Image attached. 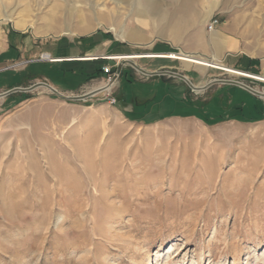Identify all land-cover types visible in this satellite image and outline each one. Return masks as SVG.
Masks as SVG:
<instances>
[{"label": "rangeland", "instance_id": "374dc122", "mask_svg": "<svg viewBox=\"0 0 264 264\" xmlns=\"http://www.w3.org/2000/svg\"><path fill=\"white\" fill-rule=\"evenodd\" d=\"M9 18L41 43L98 35L108 58L96 70L117 76L64 97L39 87L0 99V264H264V98L207 88L237 81L264 94V0H0L3 27L16 30ZM134 34L175 56L106 54ZM226 35L261 68L228 66ZM40 83L52 86L39 76L15 88Z\"/></svg>", "mask_w": 264, "mask_h": 264}, {"label": "crops", "instance_id": "0c3cea01", "mask_svg": "<svg viewBox=\"0 0 264 264\" xmlns=\"http://www.w3.org/2000/svg\"><path fill=\"white\" fill-rule=\"evenodd\" d=\"M14 27L16 30L5 29L0 21V90H14L17 89L15 88L16 86L21 85V83L25 81L30 82L35 77L44 76V78L51 80L53 87L49 86L58 92H73L77 90L80 84H84L86 80L92 77L94 74L92 73V71H94L92 69H97L95 65H97L96 63L99 62V59L108 58L101 55L99 44L102 40H100L98 35L86 37L76 42L59 39L53 43H41L39 40L24 36V34L17 31H24V27L15 24ZM134 35L137 39L130 43L127 42V45L120 46L122 45L121 43L111 41L105 49L106 54H114L116 52L119 54L122 52L125 55H129L132 53V45H135L143 48L148 47L147 49L151 47L153 49L152 51L155 52L157 56H159V54H164L162 57L175 56L173 54H166V52L169 51V48H173L172 46L168 47V45L160 43L152 44L147 41L144 36L137 34ZM226 37H229V35H226ZM120 39L124 40L126 38ZM40 45L43 48L41 49L43 52L41 59H38V56L35 54L37 58L34 57L36 59L31 61V57L27 54L37 52V48H39ZM217 46L219 48H224V62L228 66L240 65L242 68H245L246 66L247 70H253V72L261 68L255 65L251 56L241 51L239 44L234 38L229 37L228 40L224 41L223 45H221V42L218 39ZM121 47L124 48L123 51H118ZM47 56L48 58H46ZM26 59L30 60V63H32L28 69L16 73L11 72L9 68L10 65ZM159 62L163 63L160 66V69L170 68L168 64L169 62L164 60ZM99 69L100 68H98V70ZM90 70L92 71L90 72ZM98 70H96L95 73ZM99 77H101V75H97L96 79ZM164 87L165 86H161V88H157L156 91H159L160 89H176L172 84L167 86V88ZM167 93L169 94V97L167 95L166 99H168L170 106L177 104V107H181V102L176 100V95L174 97L172 93H169L168 91Z\"/></svg>", "mask_w": 264, "mask_h": 264}, {"label": "water", "instance_id": "95a60500", "mask_svg": "<svg viewBox=\"0 0 264 264\" xmlns=\"http://www.w3.org/2000/svg\"><path fill=\"white\" fill-rule=\"evenodd\" d=\"M131 64H132V66L137 68V66L133 65V63H131ZM138 70L140 71L142 69L138 68ZM142 71H144V70H142ZM145 75L151 76V77H153V76H172V77H176V78H179V79L185 81L190 86V88L193 91V87H194L193 84L186 77H184L183 75H180V74H177V73H172V72H154V73H148V74H145ZM215 83H223V84H227V85L238 86L240 88H243V89L247 90L248 92H250L251 94H253L255 96H258L260 98H264L263 95L259 94L258 92L253 90L251 87H249V86H247L245 84L239 83L237 81H214L212 83H209L207 85V88L212 86ZM39 87H47L51 91H53L55 94H57L58 96L64 97L57 90H55L54 88L50 87L49 85L44 84V83H40V84H36V85H34V86H32L31 88H28V89H19V88H17V89L11 90L9 92H6L4 94H0V99L8 97V96H10V95H12L14 93H18V92H31V91L35 90L36 88H39ZM92 96H95V94H86V95H83V96L73 97V98H68L67 97L66 99L79 101V100H86L87 98H90Z\"/></svg>", "mask_w": 264, "mask_h": 264}, {"label": "bare ground", "instance_id": "6f19581e", "mask_svg": "<svg viewBox=\"0 0 264 264\" xmlns=\"http://www.w3.org/2000/svg\"><path fill=\"white\" fill-rule=\"evenodd\" d=\"M167 1V0H166ZM8 21H10V22H13L15 25H18V26H20V27H25V26H23V25H21L20 23H18V22H15V21H12L10 18L9 19H7ZM16 27V26H15ZM115 28H111V30H114ZM120 38H125V37H121L120 36ZM184 54V56H182V57H184V58H188V53H183ZM192 56V55H191ZM46 58H48V56L46 57ZM190 59V58H189ZM196 61V60H195ZM198 62H200V63H203V62H201V61H198ZM133 65H135L134 63H133ZM207 65H213V64H207ZM135 66H137V65H135ZM213 66H216V65H213ZM137 69H138V67H137ZM143 70V69H142ZM142 70H140V72H142L143 74H148V73H150V72H147V71H142ZM264 79V78H263ZM109 89L110 88V86H104V87H100V88H98V90H96L95 91V93L94 94H96V93H98L99 91H101L102 89ZM205 88H206V86H203V85H201V86H199V87H193V90L196 92V93H201V92H203L204 90H205ZM254 90V89H253ZM256 91V90H255ZM256 92H258V91H256ZM259 94H261V95H263L264 96V94L263 93H260V92H258ZM90 94H92V93H90Z\"/></svg>", "mask_w": 264, "mask_h": 264}, {"label": "built area", "instance_id": "2783aa9c", "mask_svg": "<svg viewBox=\"0 0 264 264\" xmlns=\"http://www.w3.org/2000/svg\"><path fill=\"white\" fill-rule=\"evenodd\" d=\"M219 24H220L219 19L212 18L211 21H210V23H209L208 30L211 31V32L212 31H215L216 28L219 26ZM103 74L104 75H107L109 77H111V76H114V77L117 76V74L114 72V69L112 67H104L103 68ZM108 101H109V103L111 105H116V103H117L116 99H112V98H108Z\"/></svg>", "mask_w": 264, "mask_h": 264}, {"label": "trees", "instance_id": "16d2710c", "mask_svg": "<svg viewBox=\"0 0 264 264\" xmlns=\"http://www.w3.org/2000/svg\"><path fill=\"white\" fill-rule=\"evenodd\" d=\"M96 73H97V74H96ZM96 73H94L90 79L96 78L97 75H98V76H99V75H102V74H103V70H102V68L99 69Z\"/></svg>", "mask_w": 264, "mask_h": 264}]
</instances>
